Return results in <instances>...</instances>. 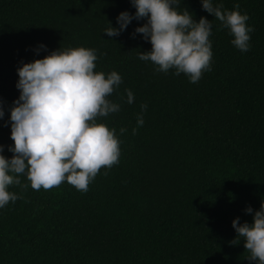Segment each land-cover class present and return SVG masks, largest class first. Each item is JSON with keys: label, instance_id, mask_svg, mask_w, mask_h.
Returning a JSON list of instances; mask_svg holds the SVG:
<instances>
[{"label": "trees", "instance_id": "obj_1", "mask_svg": "<svg viewBox=\"0 0 264 264\" xmlns=\"http://www.w3.org/2000/svg\"><path fill=\"white\" fill-rule=\"evenodd\" d=\"M217 2L229 10L239 3L249 14L251 48H236L201 0H181L180 11L213 20L212 68L192 83L139 59L152 47L133 35L146 19H134L119 36L103 33L109 21L119 26L120 12L136 11L131 0H0L6 156L14 142L4 122L20 94L22 63L85 46L97 49L95 71L123 78L109 97L120 110L99 118L117 130L119 163L102 167L87 191L66 181L34 190L21 174V184L10 187L20 198L0 208V264H255L232 221L252 223L264 202V0ZM41 43L47 47L37 54ZM142 103L144 124L137 126Z\"/></svg>", "mask_w": 264, "mask_h": 264}, {"label": "clouds", "instance_id": "obj_2", "mask_svg": "<svg viewBox=\"0 0 264 264\" xmlns=\"http://www.w3.org/2000/svg\"><path fill=\"white\" fill-rule=\"evenodd\" d=\"M181 0H131L134 13L124 10L116 18L118 27L104 29L109 37L119 36L135 20L146 22L137 26L134 34H143L151 43V50L139 53V59L151 61L157 72L175 69V75L184 73L190 82H198L205 71L212 68L213 20L201 16L197 21L187 7L179 10ZM201 6L221 26L229 30L231 43L241 52L251 48L254 26L248 24L247 12L236 3L225 9L217 0H201ZM40 44L36 53L46 49ZM97 49L85 46L52 50L42 58L22 63L17 68L19 97L10 107V137L7 145L11 157L4 154L0 144V208L15 202L18 194L10 190L20 185V175L26 174L34 190H47L68 182L77 190L87 191L102 167L119 163L121 140L115 127H109L100 117L120 110L121 105L109 99L119 88L122 76L115 70L95 71ZM127 103L134 102V93L126 89ZM136 124H144L147 104L140 105ZM5 116L0 101V119ZM127 131L120 128V134ZM133 133L137 128L132 129ZM28 185H23L27 187ZM246 213H253L248 206ZM232 226L244 241L250 253L247 258L255 264H264V202L253 215V222L240 223L237 216ZM236 238L232 241L235 243ZM240 243V242H239Z\"/></svg>", "mask_w": 264, "mask_h": 264}]
</instances>
